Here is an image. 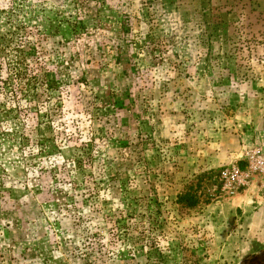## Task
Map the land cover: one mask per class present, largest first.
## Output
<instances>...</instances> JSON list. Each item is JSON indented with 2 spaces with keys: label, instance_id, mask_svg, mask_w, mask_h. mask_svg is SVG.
I'll use <instances>...</instances> for the list:
<instances>
[{
  "label": "rangeland",
  "instance_id": "obj_1",
  "mask_svg": "<svg viewBox=\"0 0 264 264\" xmlns=\"http://www.w3.org/2000/svg\"><path fill=\"white\" fill-rule=\"evenodd\" d=\"M85 1L0 0L1 45L46 34L59 82L35 187L0 120V264H264V0ZM131 211L160 220L139 253Z\"/></svg>",
  "mask_w": 264,
  "mask_h": 264
},
{
  "label": "trees",
  "instance_id": "obj_2",
  "mask_svg": "<svg viewBox=\"0 0 264 264\" xmlns=\"http://www.w3.org/2000/svg\"><path fill=\"white\" fill-rule=\"evenodd\" d=\"M77 1L79 3L83 1L86 2L85 0ZM78 13L80 17L73 22V27L79 28L78 30H84V12L79 10ZM92 18L96 19L95 17ZM98 22L99 20L96 19V25H98ZM14 28L24 30L23 34L14 32L15 35L17 34V36H19L17 41L11 39L10 42L2 46V39L4 40V37L0 36V120L3 123L13 124L11 129L13 134L20 136V143L22 144L23 151H26L24 154V164L26 166V174L28 175L26 177V183L35 187L37 183H35L34 180H38L39 174L35 175L37 173L35 170L36 163L34 161L36 155L32 146H38V149L36 148L37 154H44L47 157L48 152H50V147H48L47 144L49 139L46 137L43 130L50 127L51 119L47 111H41L44 103L40 100L39 96L43 95L46 91L58 89L59 82L51 77L49 73L45 74L46 78L39 81V75L43 72H47L44 64L45 58L42 56L45 51L40 45V41L48 38L47 35L39 33V30L33 33L32 28L26 30L27 27L23 24L14 26ZM79 32L83 31L81 30L78 31V33ZM35 35H38L37 37L39 38L35 40L31 39ZM8 54L10 57H7ZM3 65L8 67L4 74L2 72ZM41 87L44 91L39 94L38 92ZM23 99L24 103L22 102ZM8 178L7 174L0 176V189H6L12 193L13 186L9 185L7 187L6 185V180ZM57 179H55L57 183L54 185V189L61 194L63 190L62 184L65 182L62 178ZM178 200L188 205H193L195 203L193 196L186 194L179 196ZM137 215H139L138 212L131 211L127 216L124 217L120 215V217L115 220L118 222L119 228L121 226L125 227V225H128L127 227L130 228L129 230H124L129 233L123 232L122 234L125 236L126 242L132 245H138V247L133 246L130 250L134 253L142 252L146 246L147 249L151 247V243L147 239V232L149 233L150 230L153 229L151 226L153 221L155 224L160 222L157 217H147L146 228L144 225L146 221L143 219L145 215L141 214V218L138 219ZM121 218H123L124 221H120ZM148 219H150L149 222ZM85 238L86 242L84 247L89 248L90 253H93L95 249L93 246L94 241L88 240V236Z\"/></svg>",
  "mask_w": 264,
  "mask_h": 264
}]
</instances>
